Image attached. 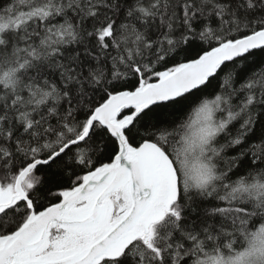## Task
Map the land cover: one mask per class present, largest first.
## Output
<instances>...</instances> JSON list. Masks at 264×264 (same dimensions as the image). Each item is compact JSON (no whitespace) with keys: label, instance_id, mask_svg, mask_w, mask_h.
Listing matches in <instances>:
<instances>
[{"label":"snow or ice","instance_id":"1","mask_svg":"<svg viewBox=\"0 0 264 264\" xmlns=\"http://www.w3.org/2000/svg\"><path fill=\"white\" fill-rule=\"evenodd\" d=\"M0 264H264V0H0Z\"/></svg>","mask_w":264,"mask_h":264}]
</instances>
